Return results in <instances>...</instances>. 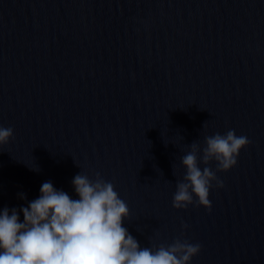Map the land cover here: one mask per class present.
I'll use <instances>...</instances> for the list:
<instances>
[{
  "label": "water",
  "instance_id": "obj_1",
  "mask_svg": "<svg viewBox=\"0 0 264 264\" xmlns=\"http://www.w3.org/2000/svg\"><path fill=\"white\" fill-rule=\"evenodd\" d=\"M0 126V208L99 173L141 247L264 264V0H0ZM229 129L249 143L218 171L200 150ZM193 144L210 209L172 206Z\"/></svg>",
  "mask_w": 264,
  "mask_h": 264
},
{
  "label": "clouds",
  "instance_id": "obj_2",
  "mask_svg": "<svg viewBox=\"0 0 264 264\" xmlns=\"http://www.w3.org/2000/svg\"><path fill=\"white\" fill-rule=\"evenodd\" d=\"M12 135L11 127L0 126V144ZM248 143L232 129L205 136L200 161L213 160L218 171H228ZM191 149L181 157L185 173L176 184L172 206L185 209L195 202L210 209L212 182L223 185L209 167L201 169L197 146ZM71 185L75 198L45 181L27 206L0 208V264H190L200 251L198 243L180 239L167 246L141 247L123 226L127 204L99 173L95 180L78 173Z\"/></svg>",
  "mask_w": 264,
  "mask_h": 264
}]
</instances>
